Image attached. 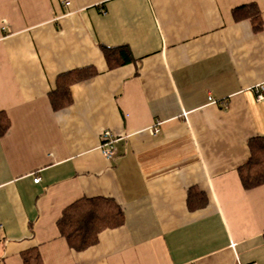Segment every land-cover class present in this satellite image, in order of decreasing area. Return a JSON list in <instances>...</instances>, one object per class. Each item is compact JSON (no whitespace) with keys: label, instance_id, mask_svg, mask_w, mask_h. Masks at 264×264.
<instances>
[{"label":"crops","instance_id":"0c3cea01","mask_svg":"<svg viewBox=\"0 0 264 264\" xmlns=\"http://www.w3.org/2000/svg\"><path fill=\"white\" fill-rule=\"evenodd\" d=\"M250 3L260 32L233 18ZM84 67L54 110L57 77ZM260 83L264 0H0V264H264V184L239 175L264 136ZM83 198L124 221L76 251L57 223Z\"/></svg>","mask_w":264,"mask_h":264},{"label":"trees","instance_id":"16d2710c","mask_svg":"<svg viewBox=\"0 0 264 264\" xmlns=\"http://www.w3.org/2000/svg\"><path fill=\"white\" fill-rule=\"evenodd\" d=\"M232 15L235 21L250 20L255 32L263 30L261 11L255 3L234 8ZM102 49L112 67L134 60L127 46L115 48L103 46ZM95 75L96 70L93 67L78 68L60 74L49 96L52 108L58 111L70 105L72 103L71 86ZM10 126L11 121L7 114L0 112V137L7 133ZM248 146L250 157L239 169L240 179L246 190L264 184V136L251 138ZM192 197L191 193L190 208L207 202L203 198V202L195 205ZM123 221L122 208L114 201L105 198H83L66 207L57 224L70 247L76 251H83L98 242L101 231L118 227ZM39 264H41L40 260Z\"/></svg>","mask_w":264,"mask_h":264},{"label":"built area","instance_id":"2783aa9c","mask_svg":"<svg viewBox=\"0 0 264 264\" xmlns=\"http://www.w3.org/2000/svg\"><path fill=\"white\" fill-rule=\"evenodd\" d=\"M65 5H68V2L64 3ZM253 91L256 95V98L258 101H263L264 100V83H260L258 85H256L253 88ZM156 132V131H154ZM118 138H116L110 131L106 130L102 133V143L100 146V149L103 153V155L108 158V159H112L115 155V151H116V143L118 142ZM35 183H39L40 182V178L37 177L36 179H34ZM1 229V227H0Z\"/></svg>","mask_w":264,"mask_h":264}]
</instances>
